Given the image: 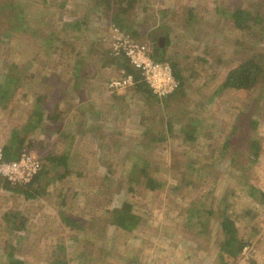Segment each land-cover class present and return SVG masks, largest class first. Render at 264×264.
Masks as SVG:
<instances>
[{
  "label": "rangeland",
  "instance_id": "obj_1",
  "mask_svg": "<svg viewBox=\"0 0 264 264\" xmlns=\"http://www.w3.org/2000/svg\"><path fill=\"white\" fill-rule=\"evenodd\" d=\"M19 1L23 28L0 29L7 34L0 81L19 76L14 93H0V149L22 130L49 177L69 174L48 180L33 199L0 184V264L10 263V252L24 264H264V75L253 89H222L242 59L264 54V20L261 30L236 27L235 0L138 5L132 23L146 31L139 41L151 51L154 36L164 48L169 31L168 54L186 78L183 97L171 100L133 86L110 88L121 75L103 57L118 25L112 10L96 0ZM242 1L264 16V0ZM33 110L43 121L27 132ZM252 140L261 147L257 157ZM52 153L67 155V169L48 163ZM143 168L159 188L147 187ZM123 202L140 217L132 231L110 221ZM225 216L250 241L236 257L221 249ZM21 220L23 228L14 225Z\"/></svg>",
  "mask_w": 264,
  "mask_h": 264
},
{
  "label": "trees",
  "instance_id": "obj_2",
  "mask_svg": "<svg viewBox=\"0 0 264 264\" xmlns=\"http://www.w3.org/2000/svg\"><path fill=\"white\" fill-rule=\"evenodd\" d=\"M98 5L103 7L106 13L109 12V10H112L111 15L109 16L111 19L110 21H113L119 25V28L130 34L134 39L139 40L140 37H143V34L146 33V31H140L135 26H133V13L134 10L144 2V0H96ZM63 5H65V1L62 2ZM244 1L242 0H235L233 2V8L231 18L234 21V24L236 27L245 29H252V28H259V24L264 20V16L260 15V13H254L253 11H250L249 9L244 7ZM20 4L19 0H0V29L1 27L5 26L6 24H10L13 28H23L24 24V17H22L23 13V7ZM147 9L146 7H144ZM195 16L194 11L191 9L188 11V18L192 19ZM258 24V25H257ZM167 29V28H166ZM2 30V29H1ZM261 30V29H260ZM163 34L166 38V47L162 48L157 44L158 38H155L152 36L153 41V49L150 51L151 57L158 62L168 63L173 67L175 76L180 81V87L175 90L173 93H171L169 98L171 100H177L183 97L182 95H178L180 90L186 85V78L181 75V69L179 70V67L176 66L177 63L173 61L174 56L172 54H168L167 46L171 43V35L170 32L167 30H163ZM261 38L264 37V32L260 31ZM7 35V34H6ZM3 35V32L0 33V43L2 42L3 38H5ZM66 43V41H65ZM110 53V55H109ZM106 65L111 64H117L119 68H124L125 72L131 73L135 77V83L132 85L135 91L137 92H146V94H154L156 98H163L159 95L155 94L151 87L142 79L141 71L132 65L130 63V60L125 55H115L111 52V50H105V54L103 55ZM12 67H14L12 65ZM264 75V54L260 52L253 51L250 56L245 57L241 60V62L238 63L233 69L229 71L226 78L222 82V89L223 88H234L236 90L239 89H253L254 87L258 86V84H261L263 80H261L262 76ZM121 76V75H120ZM119 76V77H120ZM118 78V77H116ZM19 80V76L17 75H9L6 79H1L0 81V93L11 95L12 92L14 93L13 86L17 84ZM130 87V86H128ZM127 87V88H128ZM3 88V89H2ZM2 89V90H1ZM126 89V88H125ZM113 90V89H112ZM113 92H118L117 90H113ZM124 94V93H122ZM165 96V97H168ZM125 97V95H121L120 98ZM174 99H173V98ZM185 97V96H184ZM2 98V97H1ZM3 99V98H2ZM182 104H185L184 102ZM166 106H169L170 103L165 104ZM239 116H245L244 111H240ZM44 117V113L42 111L33 110L31 115L28 117L29 121L24 124V128H26L27 132L30 130V128H35L38 126L37 123L42 122ZM53 120L57 121V118H60L59 115L51 116ZM250 119V116L249 118ZM251 120V119H250ZM252 122V121H251ZM250 122V123H251ZM254 122V121H253ZM171 124V123H170ZM252 124V123H251ZM169 125V122H167V126ZM242 126V128H245V124L241 123L239 124ZM23 128V129H24ZM243 132V129H241ZM27 135L23 133L22 130L14 129L12 131L11 136L7 139L6 144L3 147V155L4 159L6 160H13L17 159L20 154L24 151H30L32 144L29 142L28 144H25V139ZM231 136H227V142L226 145L229 146L231 143L230 140ZM28 146V147H27ZM251 147L255 150L256 157L258 156L259 150H260V144L258 141L252 140L251 141ZM31 152V151H30ZM237 152V151H236ZM67 155L63 154L60 156L49 154L47 155L48 163L54 164V162L59 163V165H64L67 169ZM50 170H40L39 173L33 178V180L29 183H12L8 181L7 179H4L2 176H0V184L5 189L24 194L27 199H33L36 198L46 192V184L49 180H55L56 176H59L60 178H63L69 174L68 171L65 173H59L58 171L55 172V175L52 177H49ZM142 172L144 173V176L146 177V185L148 188L154 190L161 186V183L154 177H151L149 173H147L146 169L143 168ZM132 204L129 202H123L121 206L117 208H113L110 210V221L113 225L117 227H121L122 229H125L126 231H132L134 230L140 222V217L132 212ZM193 212V209H192ZM13 216L16 217V213H11ZM196 213H194L195 215ZM210 211L206 212V215L202 217L204 221H206L209 217ZM193 216L190 215V217ZM68 220V223H72L71 220ZM23 220L20 222L14 221V225L18 228H23ZM206 225V222H202ZM20 224V225H19ZM201 224V223H200ZM202 225V224H201ZM221 228L224 231V234L226 235V238L222 241V251L228 254V256L236 257L240 254L242 249L246 244H249V239H244L240 237L238 228L236 227L234 221L228 217L225 216L221 220ZM11 261L9 264H24V261L18 258H15L13 252L9 253Z\"/></svg>",
  "mask_w": 264,
  "mask_h": 264
},
{
  "label": "built area",
  "instance_id": "obj_3",
  "mask_svg": "<svg viewBox=\"0 0 264 264\" xmlns=\"http://www.w3.org/2000/svg\"><path fill=\"white\" fill-rule=\"evenodd\" d=\"M109 37L111 52L117 56L125 55L141 71L142 79L155 94L165 97L180 87L173 67L168 63L155 61L147 43L134 39L116 24L112 26ZM134 83V75L122 68L121 76L111 80L110 88L118 90ZM42 164L41 158L30 151L22 152L17 159L6 160L3 149H0V176L14 184L31 182L42 169ZM248 249L249 246L245 247V252Z\"/></svg>",
  "mask_w": 264,
  "mask_h": 264
},
{
  "label": "water",
  "instance_id": "obj_4",
  "mask_svg": "<svg viewBox=\"0 0 264 264\" xmlns=\"http://www.w3.org/2000/svg\"><path fill=\"white\" fill-rule=\"evenodd\" d=\"M161 44L164 45L165 44V38L161 39Z\"/></svg>",
  "mask_w": 264,
  "mask_h": 264
}]
</instances>
